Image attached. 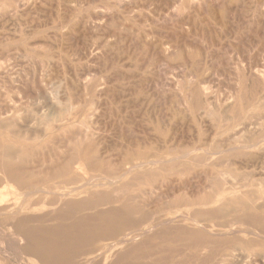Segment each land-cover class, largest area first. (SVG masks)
Here are the masks:
<instances>
[{
  "label": "rangeland",
  "instance_id": "374dc122",
  "mask_svg": "<svg viewBox=\"0 0 264 264\" xmlns=\"http://www.w3.org/2000/svg\"><path fill=\"white\" fill-rule=\"evenodd\" d=\"M0 11V263L264 264V0Z\"/></svg>",
  "mask_w": 264,
  "mask_h": 264
},
{
  "label": "bare ground",
  "instance_id": "6f19581e",
  "mask_svg": "<svg viewBox=\"0 0 264 264\" xmlns=\"http://www.w3.org/2000/svg\"><path fill=\"white\" fill-rule=\"evenodd\" d=\"M3 1H4V0H3ZM3 1L0 2V5H3ZM7 1H9V0H7ZM26 1H28V0H26ZM16 2H17V1H16ZM1 3H2V4H1ZM4 3H6V2H4ZM10 3H11V1H10ZM21 4H22V3H20V5H21ZM9 5H10V4H9ZM12 6H14V5H12ZM14 11H15V10H14ZM0 12H1V11H0ZM9 13H10V12H9ZM55 18H56V17H55ZM58 24H59V23H58ZM56 25H57V24H56ZM256 71H257V70H256ZM261 74H262V71H261ZM253 75H255V74H253ZM255 76H256V75H255ZM257 77H258V76H257ZM258 79H260V78H258ZM263 80H264V79H263ZM82 82H83V81H82ZM86 82H87V80H86ZM84 83H85V82H84ZM196 88H197V87H196ZM203 88H204V87H203ZM204 90H205V88H204ZM199 91H200V90H199ZM207 93H208V92H207ZM204 94H206V93H204ZM262 117H263V115H262ZM243 118H244V117H243ZM255 118H256V117H255ZM258 118H259V117H258ZM251 119H252V118H251ZM253 119H254V118H253ZM250 121H251V120H250ZM253 121H254V120H253ZM259 121H260V120H259ZM262 121H264V120H262ZM247 122H248V121H247ZM251 122H252V121H251ZM253 123H254V122H253ZM263 123H264V122H263ZM242 124H243V123H242ZM246 124H247V123H246ZM246 124H245V125H246ZM236 126H237V125H236ZM238 126H239V125H238ZM238 126H237V127H238ZM240 126H242V125L240 124ZM243 126H244V124H243ZM247 126H248V124H247ZM247 126H245V127H247ZM250 126H251V125H250ZM261 126H262V125H261ZM238 128H239V127H238ZM238 128H237V129L235 128V129L238 130ZM242 128H243V127H242ZM247 128H248V127H247ZM235 129H234V130H235ZM239 129H241V128H239ZM234 130H233V131H234ZM253 130H255V129H253ZM233 131H232V132H233ZM232 132H231L230 134H233V133H234V132H233V133H232ZM255 132H256V131H255ZM241 133H242V132H241ZM230 134H229V135H230ZM250 134H251V132H250ZM240 135H241V134H240ZM85 136H86V135H85ZM234 136H236V135H234ZM249 137H250V136H249ZM258 140H259V139H258ZM262 140H263V139H261L260 141H262ZM256 141H257V140H256ZM257 143H258V141H257ZM249 144H250V143H249ZM254 144H255V143H254ZM254 144L252 143V145H254ZM248 146H251V145H248ZM232 147H233V146H232ZM244 147H245V145H244ZM228 148H229V147H228ZM250 148H251V147H250ZM260 149H261V148H260ZM222 173H223V172H222ZM229 186H230V185H229ZM76 187H77V186H76ZM5 189H6V188H5ZM11 189H12V188H11ZM121 189H122V188H121ZM7 190H8V189H7ZM120 191H121V190H120ZM241 192H242V191H241ZM116 193H117V192H116ZM14 194H15V193H14ZM20 194H21V193H20ZM249 196H250V195H249ZM0 197H2V196L0 195ZM247 198H248V197H247ZM258 198H260V199H264V191L261 192V194L258 196ZM0 199H1V198H0ZM3 200H4V198H3ZM28 204H29V203H28ZM261 204H262V203H261ZM27 206H28V205H27ZM28 207H29V206H28ZM18 208H19V207H18ZM18 208H17V209H18ZM184 230H185V229H184ZM14 235H15V234H14ZM18 237H19V235H18ZM178 237L181 238L180 236H178ZM13 238H15V237H13ZM186 238H187V237H186ZM177 239H178V238H177ZM202 239H204V238H202ZM202 239H201V240H202ZM175 240H176V239H175ZM116 241H117V240H116ZM209 241H210V240H209ZM209 241H208V242H209ZM191 242H192V241H191ZM116 243H117V242H116ZM116 243H115V244H116ZM188 243H189V242H188ZM22 244H23V243H22ZM76 245H77V244H76ZM186 245H187V244H186ZM13 246H14V245H13ZM15 246H17V245H15ZM205 247H206V246H205ZM57 248H58V247H57ZM107 248H109V247L107 246ZM107 248H105V249H107ZM202 248H203V249H201V250H205L204 247H202ZM58 249H59V248H58ZM76 249H78V248H76ZM105 249H103V250H105ZM214 250H215V249H214ZM209 258H210V257H209ZM1 262H2V261H1ZM3 263H4V262H3ZM0 264H2V263H0Z\"/></svg>",
  "mask_w": 264,
  "mask_h": 264
}]
</instances>
